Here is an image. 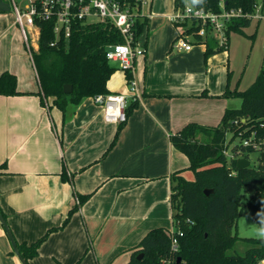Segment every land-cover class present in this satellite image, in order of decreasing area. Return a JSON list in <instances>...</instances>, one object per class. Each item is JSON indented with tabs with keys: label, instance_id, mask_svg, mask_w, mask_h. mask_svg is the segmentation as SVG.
Returning a JSON list of instances; mask_svg holds the SVG:
<instances>
[{
	"label": "crops",
	"instance_id": "obj_1",
	"mask_svg": "<svg viewBox=\"0 0 264 264\" xmlns=\"http://www.w3.org/2000/svg\"><path fill=\"white\" fill-rule=\"evenodd\" d=\"M151 3L144 9L151 17L140 35L145 52L132 72L140 97L128 98L137 106L106 153L119 123L105 121L92 97L64 111L51 99L41 102L13 9L0 11V75L13 74L19 92L0 94V164H6L0 174V210L14 240H37L62 224L79 195H89L28 264H126L149 230L172 227L171 174L179 171L186 178L190 169L170 136L188 123L216 126L227 108L240 105L239 98L222 96L227 84L239 88V80H232L229 46L206 60L204 44L190 51L174 48V0L172 7L154 11ZM258 12L259 19L264 17V3ZM31 31L36 51L39 31ZM107 88L129 95L121 69L111 74ZM11 248L0 223V264H21Z\"/></svg>",
	"mask_w": 264,
	"mask_h": 264
},
{
	"label": "trees",
	"instance_id": "obj_2",
	"mask_svg": "<svg viewBox=\"0 0 264 264\" xmlns=\"http://www.w3.org/2000/svg\"><path fill=\"white\" fill-rule=\"evenodd\" d=\"M256 1L223 0V3L226 9L239 8L243 13L252 14ZM186 2L214 12L220 9V0H174V8L182 7ZM251 20V17L232 20L226 30L225 46H219L213 37H207L204 40V60L226 51L229 33H243ZM34 22L39 29L38 48L31 51V56L40 84L41 102L51 99L64 111L67 105L77 104L84 97L111 93L107 82L117 67L108 61L105 52L109 45L121 43L122 37L110 22L83 23L74 20L68 36L63 32L55 34L54 19H35ZM147 23V19L136 20L135 39L146 30ZM191 30L188 29V32ZM123 72L126 81L132 79L129 70ZM65 84L71 85L69 93L63 91ZM16 85L13 74L3 72L0 75V94H18ZM222 96L239 98V107L227 108L216 126L188 123L170 136L173 146L187 156L188 169L194 174L192 180L184 178L179 171L171 174L172 221L174 228L182 232L177 236V251L170 249L168 229L156 227L140 239L126 264H162V260L168 257L176 261L180 258L184 264H258L264 259V237L239 238L236 230L241 199L245 195L246 207L254 221L264 227V144L258 143L264 138V65L247 88L236 86L231 89L227 84ZM136 106V100L127 105L126 117ZM124 123L118 124L105 153L115 144ZM249 136L254 137L257 145H244L240 139L238 144L233 145L230 156L225 154L235 138ZM251 154L256 155L254 161L261 164H251ZM239 158L248 159L249 165L238 168ZM5 168V162L1 163L0 174ZM61 176L65 178L64 170ZM205 189L212 192L206 195ZM88 197L79 195L78 203L67 212L62 224L47 229L37 240L31 243L15 241L27 264L37 255L47 236L63 228L71 214ZM0 214L6 220L1 210ZM238 240L245 242L246 248L241 254H233L230 250ZM139 254L141 256L137 257Z\"/></svg>",
	"mask_w": 264,
	"mask_h": 264
},
{
	"label": "built area",
	"instance_id": "obj_3",
	"mask_svg": "<svg viewBox=\"0 0 264 264\" xmlns=\"http://www.w3.org/2000/svg\"><path fill=\"white\" fill-rule=\"evenodd\" d=\"M23 8L19 7L15 0H8L15 14V22L18 24L27 50L31 56V33L37 29L35 19H54V32L59 35H69L71 23L80 20L83 23L110 22L120 33L122 42L109 45L105 55L110 63L118 69L133 72L137 57L142 56L145 48L140 43V36L135 39L136 20L148 19L150 12H145L149 0H25ZM264 0H257L252 14L243 13L241 9L224 7L220 0L219 11L205 10L192 3L186 2L184 6L177 7L171 14V21L178 27V33L173 40L172 46L178 50L190 51L195 44H204L207 37H213L219 46H225L227 42L226 30L228 24L241 17L259 18V8ZM192 28L190 32L188 29ZM39 31V29H38ZM32 58V56H31ZM127 82L129 95L122 93L98 94L93 98L94 102L102 107L105 121L121 123L126 121L125 109L128 98L137 99L140 91L133 79ZM243 121V119H242ZM244 145H257L253 136L240 138ZM264 144V138L258 143ZM226 154V150L224 151ZM227 155V154H226ZM229 157V156H228ZM173 222V221H172ZM170 237V249L177 251V236L182 235L180 229L172 227L168 229ZM162 264H184L182 260L177 263L172 257L162 260ZM258 264H264V259Z\"/></svg>",
	"mask_w": 264,
	"mask_h": 264
},
{
	"label": "rangeland",
	"instance_id": "obj_4",
	"mask_svg": "<svg viewBox=\"0 0 264 264\" xmlns=\"http://www.w3.org/2000/svg\"><path fill=\"white\" fill-rule=\"evenodd\" d=\"M15 1L21 8H23L26 4L25 0ZM151 2V7H153L152 11H154L156 7H172L173 0H151ZM258 15H260L259 12ZM30 33L32 36L31 43L34 44L33 32L30 31ZM228 42L230 70H233L232 80L234 82V79H238L239 89H245L253 82L261 66L264 65V17L261 19L253 17L250 24L244 27L243 33L231 31L229 33ZM218 54H221V52ZM239 142L240 140L235 138L229 144L226 149L227 156H230L233 145L238 144ZM255 158L256 155H250L251 164L254 166L261 164L257 161H254ZM185 177L187 179H193V171L188 170V172L185 174ZM246 201L247 196L245 195L241 199V213L236 225L237 234L239 238H259L260 236L258 233L262 226L254 221L251 213L246 207ZM245 248V242L238 240L230 252L233 254H241L244 252Z\"/></svg>",
	"mask_w": 264,
	"mask_h": 264
},
{
	"label": "water",
	"instance_id": "obj_5",
	"mask_svg": "<svg viewBox=\"0 0 264 264\" xmlns=\"http://www.w3.org/2000/svg\"><path fill=\"white\" fill-rule=\"evenodd\" d=\"M10 9V5L8 2H5L3 0H0V11H8ZM63 91L65 93H69L71 91V85L69 84H65L63 86ZM249 165V160L246 158H239L237 160V166L238 168H245ZM205 194L208 195L210 192H212V190H204ZM242 193H244L245 191L242 189L241 190ZM0 223L3 226L5 233L10 241L11 247H12V251L15 254V256L17 257V259L19 260V262L21 264H27L26 260L22 257V255L19 253L17 246H16V242L13 238V235L9 229V227L7 226L6 221L4 220V218L2 217V215L0 214ZM141 254H139L137 257H140ZM180 258H177V263H179Z\"/></svg>",
	"mask_w": 264,
	"mask_h": 264
},
{
	"label": "clouds",
	"instance_id": "obj_6",
	"mask_svg": "<svg viewBox=\"0 0 264 264\" xmlns=\"http://www.w3.org/2000/svg\"><path fill=\"white\" fill-rule=\"evenodd\" d=\"M262 223H264V221H262ZM258 235H259L260 237H264V227H262V228L259 230Z\"/></svg>",
	"mask_w": 264,
	"mask_h": 264
}]
</instances>
